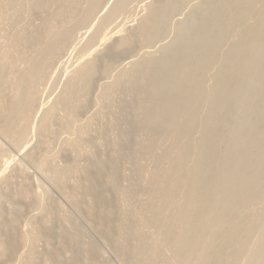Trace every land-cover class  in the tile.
Instances as JSON below:
<instances>
[{
    "label": "bare ground",
    "instance_id": "bare-ground-1",
    "mask_svg": "<svg viewBox=\"0 0 264 264\" xmlns=\"http://www.w3.org/2000/svg\"><path fill=\"white\" fill-rule=\"evenodd\" d=\"M187 1L113 0L102 11L104 0H0V137L21 149L31 127L43 144H48L54 125L71 136L77 134L75 139L67 136L63 141L75 157L73 165L53 164L51 184L61 189L72 175L79 174L73 184L88 196L84 213L89 224L106 245L120 250L127 264H238L240 259L243 264H263L264 226H258L264 223V0ZM139 3H143V14L139 9L136 23L131 25V20L125 25ZM182 12L185 18L170 28V17ZM90 24L92 31L82 41L79 38L85 31L81 32ZM108 24L113 26L106 32ZM170 30L174 38L161 44L159 55L146 49ZM99 36L113 38L105 47L107 54L96 49V55L102 57L80 62L65 79L54 103L41 110L38 100L44 82L68 45L80 51L91 49ZM139 47L143 50L139 59L127 57L116 68L118 59ZM98 78L102 82L96 83ZM96 87L98 96L93 101L106 107L114 105L123 91L134 94L135 101H125L123 106L130 115L124 121L129 126L114 131L119 142L113 139L110 143L115 158L91 151L86 137L93 118L80 119ZM113 117L110 129L121 123ZM95 131L105 133L102 128ZM98 143V150L110 147L107 142ZM42 151L31 149V157L38 159ZM2 153L0 144V168L4 169ZM82 155L87 162L81 165L78 158ZM119 157L131 163L136 176L130 191L144 194L149 209L146 218L144 213L135 216L138 220L133 218L131 224L122 214L129 192L125 193L126 186L122 189L125 183L120 182ZM48 158L38 160L39 167H45L43 172ZM17 219L11 214L9 221H0L2 258L11 257L17 245L25 243ZM150 225L156 230H149ZM30 228L35 235L37 229ZM44 231L54 238L51 228ZM253 234L257 239L250 249ZM66 238L61 239L66 242ZM88 251L94 254L92 245ZM14 256L17 258L16 253ZM50 259L59 264L57 256Z\"/></svg>",
    "mask_w": 264,
    "mask_h": 264
},
{
    "label": "rangeland",
    "instance_id": "rangeland-1",
    "mask_svg": "<svg viewBox=\"0 0 264 264\" xmlns=\"http://www.w3.org/2000/svg\"><path fill=\"white\" fill-rule=\"evenodd\" d=\"M104 1H105L104 2L105 5H104V10H102V11H105V7L108 8V6L111 4V2L113 0H104ZM144 1L145 2L149 1L150 2V0H143V3H145ZM189 1H191V3H192L194 0L193 1L192 0H188L187 2L190 3ZM187 2H186V4H187ZM143 3H139L137 5L136 9H134L135 10V12H134L135 14H131V16L129 14V16H128L129 19H127V17H126V19L124 20V22H125L124 24L125 25H127V24L129 25L130 23H131V25H133L134 23H136V19H137L138 15L141 16V14H143V11H141V8H140V6L143 5ZM188 6L190 7L189 4H188ZM187 7H186V5L184 6V9H185L184 12L185 13H187V11L189 10ZM139 9H140V13L142 12L141 14H138ZM174 15H172L173 18L170 17L171 20H169L171 22V23L169 22V26L172 29H174V27H175L174 24L175 23L177 24L181 19L185 18V14L183 12L181 14H176L177 16L176 15L174 16ZM177 18H178V20H177ZM118 19L122 20L121 17L118 18ZM119 20H117V21H119ZM131 20H133V21L130 22ZM126 21H128V23ZM109 25L110 24H108V26L105 28L106 32L108 31V28H112V26H113L112 24L110 26ZM91 29H92V27H91V24H90L86 28L87 31L83 30L81 32V33H83L85 31V34L83 36H81L79 39H81L82 41H85L88 38V36L90 35L91 31H92ZM170 31L167 32V33L162 34V37L160 38V40L154 42V45H153V43L150 44L149 48L146 47V49H149L151 51L154 50L153 52H155L157 55H159V48H160L161 44L162 43L166 44L167 41H168V43H170L171 40L174 38L173 37V30H170ZM174 36H175V34H174ZM99 38H101V39H99ZM99 38L96 39V41H95L96 44L93 42V44L91 45V49L87 48V49H84V50L80 51L77 48L75 49L73 47V44L72 45L70 44L71 46L68 45V47H67L68 49L65 52L64 56L61 59H59V61H57V63H55L54 66L56 68H54L52 70L54 72H51L50 74H52V75H50V74L48 75L50 78L47 77L48 79H46V82H44L45 86H43V93H41V98H39V100H38L39 105L40 104L43 105V107L40 105L41 106V110H42V108L48 107V106H50L51 104L54 103L53 100H55V98L58 96L57 94L61 92L60 89L63 88L62 85L64 86V81L67 80L66 78H68V76L71 74L73 69H75L80 62L84 61V59H87V58L89 59V57H90V59L92 57H94V56H96L95 58L102 57V56H100L101 53L96 55V52H95L96 49L102 48L103 52H104V53L102 52L103 55L107 54V51L105 50V47L113 40V38L108 39V40L107 39H102V37H100V36H99ZM102 49H100V51ZM142 52H143V50H141L140 47H139V49L136 48L135 51H133V53H128L126 56H122L121 57L122 59H120V60L118 59L116 61V65H115L116 68L120 64L122 65L123 60H125L127 62L128 58L129 59L130 58L131 59H134V58L139 59L141 57V55H142ZM57 72H59V73H57ZM98 80L99 81L101 80L100 82H102L103 78L102 79L98 78L96 80V83L99 82ZM47 81H48V83H47ZM123 92L124 93H120L119 98L117 99V101L114 102V105L111 104L110 107H106V105L104 104V106H103L102 103L95 104L96 103L95 99L93 101V98H96L98 96V89L96 87L94 92L90 94L91 96H89L90 97L89 98L90 99V103H91V100H92V103L91 104L89 103V107H90V105L91 106L93 104L94 105L92 107H90L91 110L88 107V109L84 112L85 115H83V116L81 115V117H80L81 120H84V119L86 120L87 117L90 118L91 120L93 118V120L89 124V128H88V132L89 133L87 134L88 136L86 137V139L88 140L87 144H88V146L90 145L89 147L91 148V151L92 152L93 151L96 152V154L98 153L97 155H99L100 157H104V156L105 157H107V156L110 157L112 155V157L115 158L116 153H115L114 149L110 150V148H111L110 145L113 142H119L118 140H116V137H115L114 133L117 131V129L123 131V130L127 129V128L124 129L123 127H128L129 126V123H126V122H128L130 115L127 112L123 111V106H124V102L125 101L126 102H133V101H135L134 100L135 98H134V94L133 93L131 94V92H130V94H129V91L128 92L123 91ZM131 95H133V96H131ZM100 105H101V107L99 108ZM95 107L97 109H99V110H97ZM121 107H122V109H121ZM120 109H121V111H120ZM99 111H100V114L96 115L97 113H99ZM110 115L112 117L115 115L113 117V119H117L118 115H119L118 118L121 116V118H119V119H121L122 121L117 119L118 120L117 124L120 123V122L123 123V124L120 123V124L117 125L118 128H116V126H115L114 128L110 129L109 120L111 121V119H112V117ZM123 115H124V117H123ZM103 116L106 119L103 118ZM126 116H128V117H126ZM82 117H84V118H82ZM125 117H126L127 120H124ZM124 121H126V122H124ZM106 122L108 123L107 125H106ZM92 125H94L95 127L98 125L99 128L96 127L97 130H100L102 128V130L105 131V133L102 134V135L97 134L96 131H95L96 128L93 127ZM122 125H123V127H122ZM56 127H57V125L56 126L54 125L53 127H51L52 131L53 130L54 131L52 132V136H51V134H49V136H50L48 138L49 139V142H48L49 146H48L47 143H45V144L41 143V140H40L41 138H39L41 136L38 134L36 128L33 129L32 127H31V131H30L29 136L26 138L27 141L26 140L23 141L21 143L22 145L20 144V148L21 149H18L19 148L18 147L17 148L18 150L16 149V146H14V145L9 143L8 139L6 141V139L0 137V144L3 147V153H4L5 157H6V160H4V155L2 153L3 157L1 156V158H2L1 160L5 164H3L4 169H3V167L0 168V195H1L0 196V213H2V214L4 213L3 215H5L6 213H9L8 214V216H9L8 218L9 219H6L7 218L6 217L7 214L5 216H3L1 214V217H3V218L0 217V221H3L5 223V222H7V221H9L11 219V214L12 215L14 214V216H16V218L18 217V219H17V227L18 228L17 229H19V231L21 233L24 232V235H25V243L18 244L17 248L18 247L19 248L18 249L16 248V250H15L16 252H14V254L11 257L8 256V258L7 257L6 258H2V255H1V252H0V264H52L51 263V259H50L51 255L52 256H54V255L57 256V262L59 264H127V263H125L122 260L121 252L119 253L120 250L115 249V248L112 249L109 245H106L104 243L100 233L96 229L91 227V224H89L90 222L87 219V215H86V213H84V212H86L85 208H86V203L88 202L87 199H85V198L88 197V196L82 195V193H83L82 190H81V192H79L80 190H78V189H80V188L75 186L76 185L75 182L77 180V177L75 175L78 176L79 174H74L75 177L72 175V177H71V179L73 178L72 180L68 179V181L66 182V185H65L66 188H64L65 186L63 185V187L60 189V187H57V186L55 187L54 183L51 184L53 182V178H52L53 172L51 171L52 170L51 167L54 166L55 163H56V165L59 163V166L60 165L63 166V164L65 166V165H69V164L73 165V163L75 161V159H74L75 157L73 156L74 157L73 158L72 155L65 149V145H64L63 141H64L65 137H67V136H70L71 138L75 139V136L77 134L71 136V135H69V133H65L66 131L65 130L63 131L62 128L57 127V128L60 129V130L59 129L57 130ZM119 127H121V129ZM92 128L94 129V131H93ZM115 128H116V130H115ZM35 132H36V136H34ZM54 132H55V134H54ZM53 134H54V137H53ZM102 136H105V138L102 137ZM106 136H109V137H106ZM89 137H90V139H89ZM110 137L112 139H110ZM106 138H107V140H106ZM111 140H113V142ZM98 142H101V143H104V144H106V142H107V146H110V147L109 148L108 147H103V148H101V150H98V147H96L99 144ZM50 143H52L53 145L52 144L50 145ZM122 144L120 143L119 146L125 145V144H123V145ZM26 145H27V147H25ZM40 145L42 146V148H41ZM91 145H93V146H91ZM47 146H48V148L50 146L51 147L48 149ZM30 148L32 149V151L33 150L36 151L37 149H38V151H42L43 150L42 151L43 153L42 152H40V153L42 155L43 154L44 155L42 156L39 153L38 159H37V157L32 158L31 154H30V151H31ZM63 148H64V150H62ZM65 150L67 152H65ZM110 153H112V154H110ZM28 154H29V157H28ZM13 155H15V156H13ZM45 156H46V158H48V156H49L48 165L46 166V171H45L46 173L43 172L45 167L41 168V167H39L40 165H38L39 164L38 160L39 159L41 160ZM83 156H85V158ZM72 158L74 159V161H73ZM78 159H79L78 163L79 164L81 163V165L87 162V156L86 155H82ZM81 159H83V160H81ZM52 160H53V162L51 163ZM117 162L119 163V168H120V176H119L120 177V182L122 183V185L125 183L124 186L122 187V189L126 186L127 187V191L125 193L129 192L130 194L128 193V195L130 196V198L134 199V200H131L130 198H128V195H127L126 199H128V200H126V201H128V202H125L124 203L125 205L122 206V209L125 206L124 211H122V214H123V216L125 215V217H124L125 219L127 218L126 222L127 223L130 222V224H131V222H135V221L138 220V219H136V218H138V215L142 216V214L144 213V215L142 217L146 218L145 215H149L148 214V210L149 209L146 206V202L144 200L145 199L144 198V196H145L144 194H140V195L137 196L136 194L133 193L134 191H130V190H132L131 184L132 185L134 184V181H135L134 179L136 178L135 173L133 172V169L131 170V163L128 160L123 159L122 157H119ZM9 163H11V164L9 165ZM129 163H130V165H129ZM72 165H70V166H72ZM48 166L50 167L49 169L47 168ZM122 166H123V169H121ZM19 167H21V169ZM23 169H24V171H22ZM47 169H48V172H47ZM128 169H129V172H128ZM49 170H50V173H49ZM123 170H124V172H121ZM123 173H125V174L123 175ZM126 173H127V175H126ZM51 174H52V176H50ZM130 174H132V175H130ZM125 177L126 178L128 177V179H123ZM49 178H52L51 181H50ZM71 181H72V183H71ZM68 183L71 184V185H69ZM67 184L69 186H67ZM129 184H130V186H129ZM71 186L73 187V188H71L73 190H70ZM128 187H131V188H128ZM75 188H76V190H74ZM62 189H64V190L62 191ZM124 190H126V188H124L123 191ZM65 191H66V193H65ZM69 191H70L71 194L69 193ZM74 191L75 192L77 191V192L75 193ZM26 193H27V195H25ZM77 195L80 196V197H78ZM131 196H133V197H131ZM18 197H20L21 199L18 198ZM135 197H137L138 199L137 198L135 199ZM142 197H143L144 202L142 200ZM68 199H69V201H68ZM129 200H130V202H132L133 204L135 203V204L132 205V203H130ZM71 201H73L72 204H71ZM134 201H136V202H134ZM13 202H16V204H14ZM11 203L14 204V210H13L12 207H10ZM136 203L137 204L139 203V205L137 206L138 210L136 209L137 207H135L137 205ZM143 203H145L144 206H143ZM141 204H142V206H141ZM17 205H18V209H17ZM77 208H79L80 210L77 209ZM126 208L127 209L129 208L128 210L130 212ZM134 208L137 211L133 210ZM141 209H142L143 212L141 211ZM9 210H12V212L11 211H10L11 213L8 212ZM132 210L135 211V212L133 213ZM13 211H15V212H13ZM18 212L20 214H18ZM125 213H127V214H125ZM135 216H136V218H135ZM133 218H135V221H134ZM21 219H22V221H20ZM26 221H28V222H26ZM30 224L32 225V228L37 229V233H35V235L32 234V232H30V230H31V228H30L31 225ZM62 225H64V226H62ZM262 226H264V223L262 225L258 226V228L261 229ZM150 227H152V228H150ZM150 227L148 229L152 230V231L156 228V227L153 228V226H151V225H150ZM46 228H51L53 230V232L55 231L53 233L54 234V238H53L52 235L51 236L47 235V233L44 231V229H46ZM258 228L256 229V232H258ZM65 231H66V233H65ZM60 232H61V235L63 233V235H65V237L63 235H62L63 236L62 237L60 235ZM69 232L70 233L72 232V233L69 235ZM121 233H123V231ZM32 235H34V236H32ZM253 235L254 236L250 240V247H249L250 249H252L253 246H255L256 239H257V237H255L256 234H253ZM70 236L72 237L73 240L70 238ZM61 238H64V239L66 238L67 239L66 242H65L64 239L62 240ZM69 238H70V241L68 242ZM74 238H76V239L74 240ZM61 240H62V243H60ZM71 240H72V242H71ZM117 240H121V237H119V235L117 237ZM252 241H253V245L251 244ZM70 243H72V245ZM89 245L93 246L94 254L91 253L90 251H88V246ZM15 253L17 255V258H16V256H14ZM243 261H242V259H240L238 264H243ZM90 262H92V263H90Z\"/></svg>",
    "mask_w": 264,
    "mask_h": 264
}]
</instances>
